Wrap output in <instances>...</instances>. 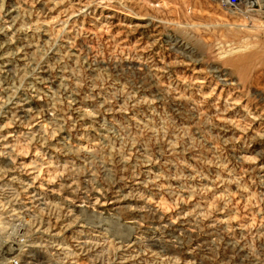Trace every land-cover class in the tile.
Instances as JSON below:
<instances>
[{"label": "rangeland", "instance_id": "obj_1", "mask_svg": "<svg viewBox=\"0 0 264 264\" xmlns=\"http://www.w3.org/2000/svg\"><path fill=\"white\" fill-rule=\"evenodd\" d=\"M13 233L24 264H264V0H0Z\"/></svg>", "mask_w": 264, "mask_h": 264}, {"label": "bare ground", "instance_id": "obj_2", "mask_svg": "<svg viewBox=\"0 0 264 264\" xmlns=\"http://www.w3.org/2000/svg\"><path fill=\"white\" fill-rule=\"evenodd\" d=\"M19 230L20 229H18V231ZM13 234L11 236L12 239H6L4 241L0 240V264H10V263L11 264H17L18 262L21 264V262H22L20 259H16V258H13V261H12L11 257H10V253H13L14 249L17 250V251H14V253L24 251L23 249L26 248L25 247L26 245H24L26 240L20 236L21 234L18 235L17 237H16V235H17L16 233H13ZM14 238L16 241H14ZM9 251H11V252L9 253Z\"/></svg>", "mask_w": 264, "mask_h": 264}, {"label": "built area", "instance_id": "obj_3", "mask_svg": "<svg viewBox=\"0 0 264 264\" xmlns=\"http://www.w3.org/2000/svg\"><path fill=\"white\" fill-rule=\"evenodd\" d=\"M227 2H228V4H230V5H233L234 3H236L237 2V0H226ZM24 250V249H23ZM14 251H17L16 249H14L13 250V253H10L11 251H9V253H10V257H11V260L13 261V258H16V259H20L22 262H21V264H24L23 262V260H22V256H23V254L25 253L24 251H21V252H18V253H14ZM10 263V262H9ZM11 264V263H10ZM17 264H20L19 262L17 263Z\"/></svg>", "mask_w": 264, "mask_h": 264}]
</instances>
